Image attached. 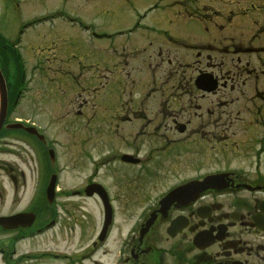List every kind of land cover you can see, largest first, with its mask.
<instances>
[{"label":"rangeland","instance_id":"rangeland-1","mask_svg":"<svg viewBox=\"0 0 264 264\" xmlns=\"http://www.w3.org/2000/svg\"><path fill=\"white\" fill-rule=\"evenodd\" d=\"M56 13L68 16L74 21L67 22L65 17H47L45 20L49 19L53 24H48L49 20L43 24L36 23L21 35V52L23 60L25 59L27 77L30 75L28 84L30 90L24 93L11 111L6 110L5 121L28 118L35 126L44 129L47 136L55 141L53 149L57 156L56 165L60 168L56 187L62 194L68 193L59 201L67 207V212L62 208L57 210L58 222L43 240H47L49 246L56 247L59 244L56 243L57 239L62 238L66 226H69L70 233L72 230L78 232L73 237L78 251L96 239L103 219L99 198L85 196L84 188L93 181H99L108 186L110 191L112 187L113 189L118 187L120 192H125L130 197V191L125 185L122 186L121 182L125 183L135 177L132 166L124 164L122 166L121 161L105 157L106 148H101L100 152L90 150L91 155L88 152V158L84 151L80 152L78 144L85 143L83 136L78 138L77 136L79 130L85 128V120L84 114H76L79 111H86L91 103L99 106L101 97L106 98L110 105L107 111H114V105L111 103L115 102L118 93L125 100H120L124 102V106H130L131 94L128 92L134 86L132 83L134 74L138 76L147 71L145 69L134 71L133 68L137 69L140 63L158 60V58L154 60L157 56L155 50L159 40L157 38H160L155 35L156 32L175 29L178 33L206 38V26L202 25L201 21L184 17H221L220 21H224L226 17H236V21L229 27L231 34L233 32L236 34L243 30V18L264 17V0H0V35L9 43L14 39L20 24ZM169 21L172 22L169 24ZM137 23L139 28L135 32L126 30ZM206 25L208 27L209 24ZM85 26H88L89 31L85 32L82 29ZM122 29L126 33H118ZM103 35L108 38H101ZM150 38L156 39L153 45L151 44V49L148 45ZM133 48L139 50L131 51ZM143 56L148 58L140 60ZM5 63L3 60L4 65ZM5 68L7 67L3 68L4 71ZM191 70L188 68L187 73H192ZM11 72L13 78H9L7 82V91L10 94L18 85L15 80H20L18 74L16 77L15 71ZM63 72L67 82L61 81ZM92 74H96L99 80L101 74H105V77L101 78L103 86L97 89L84 87L85 80L93 79L90 77ZM119 74L125 78L122 88H117L115 82ZM56 75L58 80L54 79ZM5 76L7 78L8 74ZM141 77L143 78V75ZM85 101L88 103L82 107ZM241 119L243 123L239 120L235 123L240 124L242 129L233 136L235 139L233 145L231 140L226 144L221 142L220 147L223 151L220 148V152L214 156L204 151L201 166H195L190 162L193 159L190 152H195L201 147L195 149L191 146L189 150L188 148L185 150L186 153L173 150L170 155L167 151V178L161 179L163 184L161 189L163 190L166 185L167 188L174 186L194 174L210 170H244L243 173L249 175L258 165V171L264 174V137L258 138L257 125L246 127L245 114H241ZM235 124H232L231 128H235ZM129 127L131 121L124 129ZM4 132H0V168L4 167V171L0 169V179H14L16 185L12 181L14 189L10 190L8 196L6 195V205L0 207L1 212L9 209L8 199L11 196L14 198L11 209L14 211L21 209L35 192L36 181L43 179L46 185L50 172L54 169L48 160L50 155L47 149L44 151L34 146L30 140ZM124 137L126 138L125 133ZM248 142L250 145L246 147ZM164 143L163 137L157 136L156 133L152 135L151 140H148L149 146H144L141 151L144 155L150 151L148 157H154L150 162L148 157H144L147 159L146 165H151L154 160H160L165 151L164 147L161 148ZM235 144L238 147L233 148ZM50 145L48 143L47 148H50ZM244 150L245 152H242ZM122 152H128L125 144L120 153ZM98 157L101 160H97ZM159 162L161 164L157 166H163L164 161ZM110 198L114 207L112 232L107 241L97 247L91 261L87 260L90 264L92 261L99 262L98 264L114 262L117 243L132 224L133 218L127 215L136 214L142 206L137 205V201L124 199L121 194L111 195ZM70 239L68 236V241Z\"/></svg>","mask_w":264,"mask_h":264},{"label":"flooded vegetation","instance_id":"flooded-vegetation-1","mask_svg":"<svg viewBox=\"0 0 264 264\" xmlns=\"http://www.w3.org/2000/svg\"><path fill=\"white\" fill-rule=\"evenodd\" d=\"M243 22L239 33L214 31L211 38L195 42L189 52L181 55L171 56L166 35L155 48L165 68L160 71L159 79L154 69H145L143 78L140 74L134 75V86L128 92L130 106H124L120 101L124 99L118 93L111 103L114 111H107L110 105L106 100L100 101L96 111L93 103L84 111L87 158L90 150L100 152L106 148L105 157L119 160L124 144L138 158V163L132 164L135 179L121 182L130 191V197L118 187L109 191L110 195L121 194L124 199L143 206L136 214H128L133 218L132 224L117 243L112 264H264V174L252 170L248 175L234 170L229 174L231 179H225L228 185L222 190L208 189L195 201L182 207L173 204L163 212L159 204L168 190L167 185L161 189V179L167 178V149L171 143L181 141L179 136H172L178 131L179 122L185 124L183 135L196 134L208 140L211 137L212 150L219 142V120L222 119L232 125L245 114L246 127L261 126L264 136V17H246ZM193 56L196 64L192 63ZM158 65L155 67L160 70L164 64ZM137 68L139 71L144 65ZM188 68L193 74L187 73ZM200 70L211 71L216 77L217 85L211 92L194 85V74ZM90 77L93 79L86 81L88 87L100 82L96 75ZM117 78V88H122L125 78L122 74ZM125 121H131V127L124 129ZM235 125L232 135L242 129L240 124ZM155 133L165 142L161 146L164 154L158 160L164 161L163 166H157L161 162L146 165L144 157L150 151L141 154ZM22 137L27 136L22 134ZM148 159L150 162L154 157ZM202 176L203 173L194 174L185 179ZM151 177L155 179H148ZM12 181L15 182L0 179V207L14 189ZM35 186L37 190L21 209H11L14 198L9 196V209L0 211V217L16 212L32 214L29 223L15 228L0 225V264L81 263L89 255H81L82 252H89L98 242L93 239L77 251L74 230L70 233V227L66 226L62 238L56 241L59 244L49 246L43 239L58 222L57 210L62 208L67 212V207L59 201L68 193L55 189L49 199L43 179L36 181ZM148 221L147 228L141 232ZM173 229L177 230L171 234Z\"/></svg>","mask_w":264,"mask_h":264},{"label":"water","instance_id":"water-1","mask_svg":"<svg viewBox=\"0 0 264 264\" xmlns=\"http://www.w3.org/2000/svg\"><path fill=\"white\" fill-rule=\"evenodd\" d=\"M4 108H5V82H4L3 76H2L1 71H0V124H1L2 119H3ZM9 126L10 127H22L21 124H17V123L11 124ZM27 129L29 130V132L35 133V130L33 128L30 127ZM123 159L124 160H131V157L130 156H123ZM213 178H215V177H213ZM213 178L208 177V178L203 179L202 181H192V182H189L187 184L181 185V186L171 190L167 194V196L163 198L161 203H163L164 201H167V207H169V205L173 201H179L181 203L187 202L188 200L195 198V196L199 192L206 190L209 187L218 188V187L222 186L220 184V182H215L216 179H213ZM54 179H55V176L53 175L51 177L50 183L48 185L47 192H51V190L53 189ZM87 193L91 194V191H87ZM101 196L105 202V199H104L102 194H101ZM105 205H106V202H105ZM22 215L23 214H17V215L11 216L9 218H7V217L2 218V219H0V222L3 223L7 219H11V220L18 219ZM107 217H108V215H107Z\"/></svg>","mask_w":264,"mask_h":264}]
</instances>
